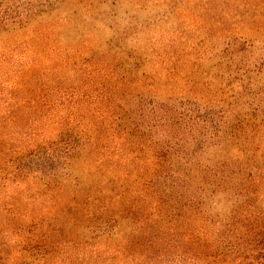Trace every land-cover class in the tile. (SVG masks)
I'll use <instances>...</instances> for the list:
<instances>
[{"label":"rangeland","instance_id":"1","mask_svg":"<svg viewBox=\"0 0 264 264\" xmlns=\"http://www.w3.org/2000/svg\"><path fill=\"white\" fill-rule=\"evenodd\" d=\"M235 37L254 55L231 53ZM263 47L264 0H51L25 25L0 29V264H34L67 234L88 246L39 264H264V236L245 233H264L251 213L259 195L264 211V174L244 170L234 201L208 207L223 213L209 218L158 187L150 136L154 97L202 96L204 107ZM68 124L84 140L62 167L45 148ZM38 149L30 173L20 161ZM81 208L98 212L77 231ZM30 241L40 249L24 252Z\"/></svg>","mask_w":264,"mask_h":264},{"label":"trees","instance_id":"2","mask_svg":"<svg viewBox=\"0 0 264 264\" xmlns=\"http://www.w3.org/2000/svg\"><path fill=\"white\" fill-rule=\"evenodd\" d=\"M50 1L38 0L35 5L23 6L21 1L0 0V29L25 25L31 16L45 8ZM229 46L233 48L231 53L237 57H249L256 51L253 43L246 39L241 41L240 37H235L234 43ZM253 65L254 67H236V73L230 75L233 80L228 88H231L210 95V101L204 107L198 105L202 96L154 97L151 103L153 116L150 122V136L157 148L156 184L164 188V192L175 204L182 202L183 206L190 210H203L204 207L205 216L208 214L209 218H219L223 213L217 211L213 215L212 212L207 213V208L217 207L219 204L229 207L235 198L231 192V184L239 180L238 177L244 170L250 177H260L264 174V166L261 165L264 163V86L252 87L250 77L254 70L261 71L259 66H264V47L260 49ZM193 102L197 103L196 107H192ZM83 140L82 131L68 124L45 148L46 153L63 167L72 153L79 149ZM41 150L30 151L20 161L30 166V173L36 172L33 162L38 155L45 153H41ZM248 189L249 185L245 180L239 181L237 190L242 195V203L246 201ZM261 197L259 195L256 198L251 212L255 220L264 219V211L260 208ZM79 211L81 212L74 213L71 219L73 225L77 226V231L82 226L91 225L89 222H93L98 212L85 211L84 208ZM230 216L227 214L225 218L230 220ZM98 226L94 225L96 228H99ZM110 226L115 227L116 224ZM105 232L103 230L99 234ZM247 232L264 236V233L258 234L257 229H248L245 233ZM61 234H64L63 230ZM64 237L67 240L63 238L64 243L61 242L60 247L47 244L33 253V263L39 264L52 251L83 250L88 246L85 240L77 236L67 234ZM28 244V247L22 249L24 252L40 249L36 248L32 241ZM111 248L122 249L121 245ZM3 259L4 257H0L1 261ZM23 260L25 258L21 262H24Z\"/></svg>","mask_w":264,"mask_h":264}]
</instances>
